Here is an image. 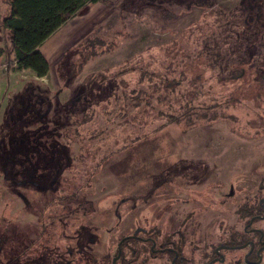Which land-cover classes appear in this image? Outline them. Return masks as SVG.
I'll list each match as a JSON object with an SVG mask.
<instances>
[{
  "label": "rangeland",
  "instance_id": "rangeland-1",
  "mask_svg": "<svg viewBox=\"0 0 264 264\" xmlns=\"http://www.w3.org/2000/svg\"><path fill=\"white\" fill-rule=\"evenodd\" d=\"M119 1L113 0L112 6L89 3L45 40L40 51L51 69L42 78L27 70L7 71L0 57V126L6 127L0 128V144L4 141L16 153L9 142L32 136L31 129L42 124L32 121L29 131L19 125H14L15 130L6 120L9 98L26 83L40 85L52 98L56 94L63 105L74 98L86 77L117 71L139 58L153 73L181 80L175 88L179 92L186 94L187 83L198 82L201 92L195 96L213 97L216 110L222 105L223 116L195 121L193 126L163 124L167 119L160 112L166 108L163 103L162 109L152 105L144 112L128 100L123 111L120 101H113L98 85L71 106L72 115L62 114L64 108L55 109L47 120L57 118L62 127L48 135L42 153H34L37 173L30 170L32 154L18 155L17 164L27 159L26 174L17 170L15 175L9 169L4 178L0 159V264H110L124 239V260L117 264H165L164 253H152L149 242L145 246L122 237L140 233L162 242L172 230L166 228L169 221L175 228L185 219L194 232L199 219L206 251L213 240L241 236L252 217L238 209L244 202L258 205L264 198V88L260 76L250 69L242 79L225 78L229 73L225 63L242 56L252 36L244 26L251 12L249 0H204L202 6L190 7L187 0H126L127 19L119 15ZM157 4L176 16L165 19L152 6ZM223 7L227 11L218 10ZM9 11V1L0 0V17ZM98 27L109 36L104 38L111 40L109 49L87 61L70 80L67 73L81 47L78 44ZM254 33L249 54H261L258 58L264 63V29L257 26ZM4 44L0 29V46ZM173 45L184 53L165 58L164 49ZM221 54L226 62L218 58ZM245 57L249 62V55ZM138 72V65L127 70L117 79L116 90L136 87ZM146 84L138 86L146 88ZM81 111L91 116L81 124L73 122V114ZM64 126L77 130H66L65 136ZM50 139L59 143L58 148ZM251 222L252 228L264 229V219ZM225 255L220 264H246L241 262V249ZM261 256L258 264H264V250Z\"/></svg>",
  "mask_w": 264,
  "mask_h": 264
},
{
  "label": "trees",
  "instance_id": "trees-1",
  "mask_svg": "<svg viewBox=\"0 0 264 264\" xmlns=\"http://www.w3.org/2000/svg\"><path fill=\"white\" fill-rule=\"evenodd\" d=\"M8 1L10 11L0 17V29L3 33L5 41V46H0V57L4 59L3 62L6 65L7 71L11 69L27 70L38 78L46 76L49 71L48 62L39 50V47L45 42V40H47L70 18L75 16L80 10L84 9L89 3L102 2L108 6H112L114 4L113 0ZM127 3L128 1L126 0L119 1V5H121L119 15L124 19L129 17V13L126 9ZM195 3L197 6L205 4L204 0H199L197 2L196 0H187L186 4L187 7H190ZM152 6L159 10L167 20L176 16L175 13L158 4ZM214 6L215 5H213V7ZM207 7L212 6L209 5ZM249 7L251 12L247 15V19L244 20V23L246 24L244 26L249 28V31L252 36L254 35V38H252V36L248 37L249 44H246L247 46L245 45L242 48V56H235L233 60L229 61L225 59L224 54H221L218 58H224L225 62L227 61L225 66L228 68L229 73L225 76L226 79H242L246 75L247 70L250 69L252 73L260 76L259 80H261L259 83L264 88V63L258 58L261 54H249V51L251 50L250 46H252L251 42H253L256 37L254 30L257 26H261L264 29V0H249ZM222 9H224V7L219 8L218 10L222 11ZM229 10H231V8H229ZM225 11H227V9ZM209 35L212 36L214 33H210ZM108 37L109 36L107 34L102 33L100 27L89 32L78 44L81 47L75 52L76 57L72 62V68L67 73V78L73 80L82 70L87 61L101 55L105 50H108L111 40L104 39ZM174 42L178 43L179 41L175 38ZM206 46L208 48L210 45ZM183 53L184 50H181L175 45L166 50L164 49L165 58H168L170 55H172L173 58L181 57ZM247 54L251 58L249 62L248 60H244ZM141 64L142 58H139V60L135 61V63L130 66H123L117 71H113L111 69L102 70L101 73H95L86 77L76 88L78 92L75 91L74 98L68 100V102L63 105L55 97L56 94L52 98L46 89L40 85L35 84L34 82L26 83L20 92L9 98L6 108V120L7 122L11 121L13 126L19 125L17 127L22 130L27 129L28 131V127L33 124L32 121H41L42 124L34 129H31V131H34L32 136H28L27 138L17 137V140L9 142V149H14L16 153L10 152L6 148L4 141H1L0 159L3 170H6V172L3 171V177H6L9 169L13 170L15 175H17L19 171L22 173L21 176L26 174L25 170L27 169L25 166L27 165V159H25L22 164H17L16 160V156L22 155L26 157V154H32V166L30 170L32 173H37V164L39 161H35L36 156L34 153H42L44 149H46L49 142L47 141L48 135L54 132L57 133L56 128L58 125H61L62 127V124L58 122L57 118V121H49L50 119L48 116H50L51 112L55 109L59 111L62 108H64V111L61 110L62 114L67 117L72 115L70 114L72 108L71 106H73L74 103L76 104L79 99H84L81 97L82 94L92 90L94 85H98V89L106 91L108 95H112L113 101H120L119 104L121 105L123 111L126 110V107L128 106V100L134 107H142L145 110L144 112H148L152 105L161 108L160 104L163 103V105L170 110L167 111L165 108L160 111L161 114L165 115L167 118L163 124L183 123L186 126H193L195 121H212L223 116L224 110L220 107L222 105L219 104L218 110H216L215 107L217 104L214 102L215 99L213 97H210L208 100H201L195 96L201 92L198 82L187 83V91L189 92H186L185 94L184 92H179L175 89L180 85L179 81L181 80H176L175 77H168L167 73H153ZM259 64H262V67H259ZM136 65H138L139 70L138 80L136 82L137 86L128 91L123 89L120 90V92L117 91L116 87L119 89V86H117V79L126 73L127 70H133V66L135 67ZM144 81L147 82L146 88L139 87L138 83ZM152 94H154L155 97H153ZM144 112L142 115H144ZM54 113L52 115H54ZM73 116L74 120L72 121L81 124L87 119V117L91 116V113L81 111L73 114ZM83 118H85V120H83ZM45 121H48L47 124H44ZM49 122L52 124L50 125ZM5 125L7 126L8 123ZM0 128L3 127L0 126ZM5 128H3L2 131L5 130ZM13 128H15V126ZM72 128L70 126H64L63 135L66 136V130H72L74 132L77 130V126ZM16 129L17 128H15V130ZM14 132H16L15 135H17V131ZM135 138L138 139L140 136L137 135ZM51 141L54 140L52 139ZM54 143L58 148L59 143L56 141H54ZM28 144L32 145L30 149L26 147ZM57 151H55V154ZM10 160L12 161L9 162ZM238 210L239 214L242 213L243 216H246V213H248V216L255 220L257 218L256 215L261 213L262 208L259 204L252 205V203L245 204L244 202L243 208H239ZM244 234L245 233L242 231L241 236L235 238L238 240H236V242L243 241ZM122 238H128V236ZM130 263L133 264L132 262ZM141 264L143 263L141 262Z\"/></svg>",
  "mask_w": 264,
  "mask_h": 264
},
{
  "label": "flooded vegetation",
  "instance_id": "flooded-vegetation-1",
  "mask_svg": "<svg viewBox=\"0 0 264 264\" xmlns=\"http://www.w3.org/2000/svg\"><path fill=\"white\" fill-rule=\"evenodd\" d=\"M259 205L262 208V211L260 214H257L256 217L264 219V202H259ZM172 221H169L171 225H169V223L166 225V228H171L172 230H169L171 232L165 234L164 240L162 242H157V238L154 236H145L141 235L140 233L128 235L126 240L131 239L145 246V242H149L148 245L150 246L148 247H150V251L152 250V253H164V256L166 257L165 264H220L225 261V253L227 251H233L236 249L242 250L241 262L246 264H258L261 261V253L264 250V229L252 228L250 226L252 222L250 225L248 223V226L246 224L242 229L243 233H245L243 236V241L236 242L237 239H235L233 235V237L228 236V238L226 240L223 239V241L213 240V242L207 244L208 250L206 249L205 251L203 238L204 233L203 227L201 225L203 223L200 222L199 219L194 232L192 229L190 230L186 226L185 219L179 223H176L177 226L175 228L172 226ZM218 226V223H216V228ZM155 231L159 232V229L156 228ZM152 233L154 234V232ZM173 234L175 237H173ZM227 234L229 235V231ZM123 241L117 246L114 264H117V261L120 262L121 259L122 261L124 260V254L122 250ZM194 242L195 247L192 246V243ZM191 255H195L196 257ZM112 263L113 259L111 260L110 264Z\"/></svg>",
  "mask_w": 264,
  "mask_h": 264
},
{
  "label": "crops",
  "instance_id": "crops-1",
  "mask_svg": "<svg viewBox=\"0 0 264 264\" xmlns=\"http://www.w3.org/2000/svg\"><path fill=\"white\" fill-rule=\"evenodd\" d=\"M39 50H40V47H39ZM43 54V53H42ZM44 56V55H43ZM44 58L46 59V61L48 62V65H49V71H50V69H51V64H50V62L47 60V58L44 56Z\"/></svg>",
  "mask_w": 264,
  "mask_h": 264
},
{
  "label": "water",
  "instance_id": "water-1",
  "mask_svg": "<svg viewBox=\"0 0 264 264\" xmlns=\"http://www.w3.org/2000/svg\"><path fill=\"white\" fill-rule=\"evenodd\" d=\"M259 202H264V198H261L260 200H259ZM253 219V218H252ZM252 219H250V221H249V224H250V222L252 221ZM112 264H114V260H113V263Z\"/></svg>",
  "mask_w": 264,
  "mask_h": 264
}]
</instances>
